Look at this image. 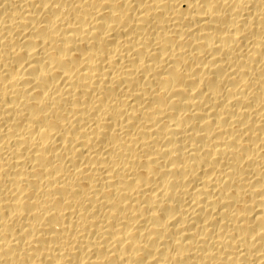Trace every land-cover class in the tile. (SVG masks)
Listing matches in <instances>:
<instances>
[{"label": "bare ground", "instance_id": "obj_1", "mask_svg": "<svg viewBox=\"0 0 264 264\" xmlns=\"http://www.w3.org/2000/svg\"><path fill=\"white\" fill-rule=\"evenodd\" d=\"M0 264H264V0H0Z\"/></svg>", "mask_w": 264, "mask_h": 264}]
</instances>
